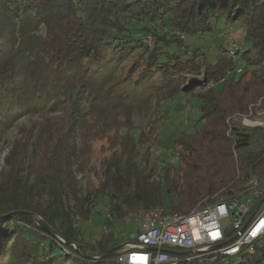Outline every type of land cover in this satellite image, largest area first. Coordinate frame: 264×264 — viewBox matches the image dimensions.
Segmentation results:
<instances>
[{
  "label": "trees",
  "instance_id": "trees-1",
  "mask_svg": "<svg viewBox=\"0 0 264 264\" xmlns=\"http://www.w3.org/2000/svg\"><path fill=\"white\" fill-rule=\"evenodd\" d=\"M233 26L242 28L241 50L196 59ZM187 73H204L206 83L186 84ZM180 94L192 96L191 111L171 105ZM262 96L264 0H0V137L19 118L39 116L12 142L0 173V264H124L122 247L109 252L118 237L80 236L77 223L98 195L117 221L156 206L188 212L251 174L264 181V129L227 120ZM194 110V130L172 140L177 159L155 156L171 114ZM102 139L109 154L98 162L100 186L81 195L75 172ZM27 160L36 173L23 174ZM185 256L176 264L198 262ZM209 264H264V237Z\"/></svg>",
  "mask_w": 264,
  "mask_h": 264
},
{
  "label": "built area",
  "instance_id": "built-area-1",
  "mask_svg": "<svg viewBox=\"0 0 264 264\" xmlns=\"http://www.w3.org/2000/svg\"><path fill=\"white\" fill-rule=\"evenodd\" d=\"M145 41L150 43L151 37ZM134 216L142 220L140 229L118 255L119 262L176 264L180 254L171 250L187 252L186 260L225 262L237 255L242 246L264 237V181L251 174L232 194L185 213L157 207ZM225 218L232 220L230 226L222 225ZM225 241L218 249L212 247Z\"/></svg>",
  "mask_w": 264,
  "mask_h": 264
},
{
  "label": "rangeland",
  "instance_id": "rangeland-1",
  "mask_svg": "<svg viewBox=\"0 0 264 264\" xmlns=\"http://www.w3.org/2000/svg\"><path fill=\"white\" fill-rule=\"evenodd\" d=\"M241 27H230V33H224L219 32V40L217 42L212 41V39L208 43H203V45L200 49H198V57H196L197 60H204L209 59V57L213 58L214 56H219L222 59H230L235 55L236 50H241L246 44L243 43V38H241ZM233 52V54L231 53ZM185 83H190L192 79H194V83H203L205 84V75L204 73L200 74H193V73H187L185 76ZM212 82H207L206 86L211 85ZM192 96L190 94L188 95H177L174 99L171 105L177 104L182 109H190L189 107V99ZM194 102H191L193 104ZM198 111L194 110L193 113L183 112V111H177L176 113H172L170 118L171 123H167V125L163 126L161 129V133L159 135V142L158 145H155L153 147V153L155 156L163 154L165 152L166 154V160L167 161H173L177 159V156L173 158V155L171 156L168 152H171V149H174V143L172 140H174V136L179 132V130H187V131H193L192 126H187L191 122L192 119L197 118ZM244 118H242V117ZM39 116H25L22 118H19L18 120L13 122V125L9 128H4V131L2 136L0 137V173L5 169V156L8 153L11 144L13 141L18 139V137H21L22 133L29 131L33 132L35 129V125L37 123ZM0 120L1 117H0ZM227 120L230 123H234L236 126H240L245 128L246 132H249L252 128L261 127L264 129V96H262L257 104L251 105L250 110L247 114H241L236 113L232 115V117H228ZM121 122V121H118ZM163 134V135H162ZM165 134V136H164ZM170 134V136H167ZM163 136V137H162ZM170 139L171 144H167V141ZM105 144V140H98L95 141L92 145V158L87 167H84V169H78L79 171L75 172L76 177V186H79L81 195L83 194H91L95 191L97 186L99 185V182L101 181V166L98 164L100 158H102L103 155H108L109 151L103 150L101 152V145ZM165 145H168V148H165ZM164 156H162V159ZM161 160V158H160ZM30 160H27L24 165V173L29 172L30 166L32 167V173H36L39 167H36V163L33 160V162L29 163ZM6 174V173H5ZM79 190V189H77ZM90 197H93L90 195ZM95 199V206L91 210L90 217L87 220H84L80 223H77V227L79 228L81 234L80 236L90 243L95 242V240L103 233H110L113 235V237H118L119 240L122 241L124 244L122 246V249H125L127 247V242L132 240L134 238L136 232L140 229L141 225V218H137L134 215L135 214H141V211L146 209H140L138 211L131 210L129 213L124 216L121 220H114L112 217L107 219V204H108V198L107 196H101L98 195ZM218 200V199H217ZM215 201V200H214ZM211 201H207L205 199L200 200L197 202V204L193 207L196 208L197 206H200L202 204L209 203ZM168 205V204H165ZM157 207V206H156ZM156 207L148 208L153 209ZM191 208L190 210H192ZM147 209V210H148ZM146 210V211H147ZM189 210V211H190ZM37 221L39 222L41 218L39 216L36 217ZM107 223H109V226L104 227ZM223 226H230L232 223V220L230 218H225L222 220ZM105 228V229H103ZM107 231V232H106ZM252 247V246H251ZM193 264H209V263H201V262H194Z\"/></svg>",
  "mask_w": 264,
  "mask_h": 264
},
{
  "label": "water",
  "instance_id": "water-1",
  "mask_svg": "<svg viewBox=\"0 0 264 264\" xmlns=\"http://www.w3.org/2000/svg\"><path fill=\"white\" fill-rule=\"evenodd\" d=\"M37 217V216H36ZM40 218V217H39ZM40 221L38 222L43 228H45V229H47L46 228V226L44 225V223L42 222V220L41 219H39ZM228 241V240H227ZM227 241H225V242H222V243H218V244H215V245H213L212 247L213 248H217L218 249V247H220L222 244H224V243H226ZM124 244L122 243V244H120L119 246H116V247H114V248H112L109 252H111V251H113V250H115V249H118L119 247H122ZM150 249H154L153 247H149ZM108 252V253H109ZM170 252H172L173 254H185V253H187V252H181V251H173V250H171ZM107 253V254H108ZM106 254V255H107Z\"/></svg>",
  "mask_w": 264,
  "mask_h": 264
}]
</instances>
